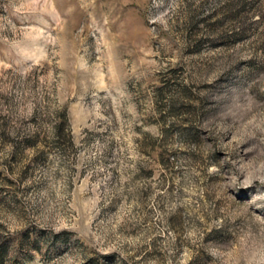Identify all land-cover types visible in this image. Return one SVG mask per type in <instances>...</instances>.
<instances>
[{
    "label": "rangeland",
    "instance_id": "obj_1",
    "mask_svg": "<svg viewBox=\"0 0 264 264\" xmlns=\"http://www.w3.org/2000/svg\"><path fill=\"white\" fill-rule=\"evenodd\" d=\"M0 244L264 264V0H0Z\"/></svg>",
    "mask_w": 264,
    "mask_h": 264
},
{
    "label": "trees",
    "instance_id": "obj_2",
    "mask_svg": "<svg viewBox=\"0 0 264 264\" xmlns=\"http://www.w3.org/2000/svg\"><path fill=\"white\" fill-rule=\"evenodd\" d=\"M59 128V126L57 127V129ZM59 130V129H58ZM0 250L4 251V245L0 244Z\"/></svg>",
    "mask_w": 264,
    "mask_h": 264
}]
</instances>
